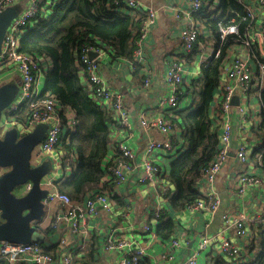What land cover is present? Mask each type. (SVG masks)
<instances>
[{
	"label": "built area",
	"instance_id": "2783aa9c",
	"mask_svg": "<svg viewBox=\"0 0 264 264\" xmlns=\"http://www.w3.org/2000/svg\"><path fill=\"white\" fill-rule=\"evenodd\" d=\"M20 0H0V12L5 9L18 6ZM257 4L264 8V0H255ZM45 0H29V3L20 10L18 16L12 21L5 35L2 52L0 53V78L6 80L11 71L18 74L20 79L18 93L13 102L3 111L0 120V138H4L6 132L12 128L18 130L19 137H22L40 124L47 126L45 139L33 151V164H39L43 160L53 157V164L60 166L61 156L57 151L60 138L64 129H73L77 124L76 115L69 116L71 109H63L57 100L50 94L43 96L44 86L42 80L45 77V70L42 68L44 57L34 56L21 52V37L27 27L35 22V18L48 8V3L43 5ZM50 2V1H49ZM207 0H188L190 7V17L187 18V25L182 30L181 41L186 51H192L201 36V28L192 16H197ZM123 3V6L138 10L145 18L138 30V36L134 40L136 57H143L144 40L148 37L152 26L155 25L158 10L152 6H146L139 0H116V4ZM50 5V4H49ZM45 14H48L46 11ZM254 11L245 9L243 20L253 18ZM180 18V14H176ZM221 42L229 34L239 35L238 24L223 26L220 24ZM245 38L246 46L251 45L254 39ZM261 37L264 44V23L261 30L256 34V38ZM216 51V48H215ZM214 51V52H215ZM90 52L96 56L92 59ZM219 54L217 51L216 55ZM212 57V56H211ZM210 57V58H211ZM108 58L105 49L90 47L86 48L80 61L85 66L86 76L93 91L94 98L102 105L108 107L118 124L121 133L119 139L114 140V146L108 156L106 180L113 184V190L117 191L126 187L134 180H138L141 187L152 189L154 193L153 211L143 221L141 231L149 234L147 242H142L137 230L138 214L135 206L130 201L123 208L116 209V203L108 191L98 192L94 196L86 198L83 202H74L71 197L60 192L56 187V181L45 179L43 188L49 190L45 199L46 207L52 204H60L63 208L61 213H57L53 219L52 226L59 225L67 227V231L72 235H62L58 240L59 259L62 264H73L74 258L71 244L73 240L80 236L83 239L88 237L87 224L89 220L95 218L99 211L105 212L109 216V222L102 235V247L105 251H117L119 257L117 264H136L143 257H150L149 247L156 238V228L161 223V218L168 215V200L174 191V186L166 179L165 168L151 157L159 151H175L173 139L177 131V124L165 115L154 119H148L145 115L139 116V125L143 134L147 137L143 149L140 153L132 147V141L136 134V124L131 116L129 108L121 92L114 90L101 74V64ZM208 64L205 63L204 65ZM260 65V72L264 74V63ZM2 71V72H1ZM222 92L218 96L219 111L218 122L220 126V149L215 158L203 168L200 182L206 184L202 199L188 204L179 214L178 222L185 233V237L172 235L166 240L165 249L161 254V261L164 264H200V260L207 257L211 263L222 258L232 264H244V253L242 246L237 239L246 235H251L252 227L264 225V210L253 216H247L245 212L238 214H222V224L215 232L208 230L191 234L190 225L187 220L194 221L195 215L204 213L209 221L219 211L221 200L215 190L216 178L229 156L230 143L233 135L231 114L237 111L241 115L242 126L249 125V112L245 104L235 105L234 97L247 98L254 84L253 70L249 62L241 57H237L230 68L225 71ZM183 62L173 60L165 73L167 90L156 105V109L161 112H172L181 106L185 90ZM150 84V77L144 80V85ZM2 84H0L1 86ZM23 107L28 111L23 119H18L19 112ZM158 131L164 139L157 140L152 136V131ZM248 144L243 141L237 150V159L245 163L248 159ZM2 170V169H1ZM0 170V172H1ZM55 170V169H54ZM4 171V170H3ZM3 174V172L1 173ZM0 174V175H1ZM260 180L255 176L243 174L239 178V193L245 192V186L257 184ZM32 184H25L26 191L31 189ZM120 219V221H119ZM188 230V233H187ZM194 238L195 245L184 257L179 258L177 253L184 246L189 244ZM87 240V239H86ZM85 240V242H86ZM89 240V239H88ZM84 244V243H83ZM0 257L7 258L11 264H52L53 256L48 252L44 244L32 242L22 244L16 242L3 241L0 243ZM156 264H159L158 262Z\"/></svg>",
	"mask_w": 264,
	"mask_h": 264
},
{
	"label": "trees",
	"instance_id": "16d2710c",
	"mask_svg": "<svg viewBox=\"0 0 264 264\" xmlns=\"http://www.w3.org/2000/svg\"><path fill=\"white\" fill-rule=\"evenodd\" d=\"M209 1L197 18L213 34L216 51L203 67L201 78L194 80L188 88L191 104L174 112L173 121L182 129L183 145L175 146L165 176L174 186L168 200L170 213L181 212L188 204L204 198L199 188L201 172L220 149L218 116H212L215 92L220 85L229 48L242 41L248 27V21H242L244 6L239 0H219L215 8ZM46 3L47 10L45 8L35 18L21 37V52L44 57L43 96L52 95L61 106L71 108L76 115V126L62 133L58 145L65 180H57L56 187L77 203L105 191L115 201L113 184L106 178L108 156L115 143L116 120L113 112L99 103L92 89L82 82L86 70L80 58L86 48L97 47L105 49L115 60H132L137 48L134 40L145 16L123 6V3L117 5L116 0H45L43 5ZM232 23L238 24L241 39L229 34L222 43L220 24L229 26ZM199 40L204 37L199 36ZM260 61L264 62L263 58ZM252 83L260 91L258 101L263 125L259 132L264 133V74L257 72ZM27 111L28 108L23 107L17 118L23 119ZM255 154L260 155L259 160L264 165V145L252 155ZM68 170L70 174H67ZM115 202L125 206L121 200V205ZM175 230L176 221L171 214L161 218L156 228L157 235L163 240H168ZM93 239L98 242L96 237ZM46 250L57 254L53 248ZM251 250L255 256L244 264H264V225L254 230ZM0 264L11 263L0 257ZM136 264H151V261L143 257ZM216 264L232 263L219 260Z\"/></svg>",
	"mask_w": 264,
	"mask_h": 264
},
{
	"label": "crops",
	"instance_id": "0c3cea01",
	"mask_svg": "<svg viewBox=\"0 0 264 264\" xmlns=\"http://www.w3.org/2000/svg\"><path fill=\"white\" fill-rule=\"evenodd\" d=\"M146 6H152L158 10V16L155 25L152 26L148 37L144 40L143 57H136V51L134 58L130 59H113L110 56L104 63L101 64V74L103 78L109 83V86L114 90L121 92L124 97L125 104L129 108L131 116L136 124V134L132 141V147L140 153L143 149L147 137L143 134L139 125V116L145 115L148 119H154L158 116L165 115L166 117L175 119L174 112H161L156 109V105L160 97L165 94L167 87L165 81V73L169 66V63L173 60H179L183 62L184 69V81L183 89L185 90V96L181 102L182 108H187L191 102L192 97L189 95L188 88L194 80H198L202 76V69L207 61L215 51V39L213 34L207 29V26L199 21L197 16H192L193 19L200 26L202 32L201 35L204 40H199L194 46L192 51H186L181 41V33L185 25H187V18L190 17V7L188 0H139ZM245 9L254 11L253 18L242 20L248 21V27L244 35L247 38L254 39L251 45L246 46L245 38L242 41H238L233 44L227 54L225 62V69L220 76V85L214 96V107L212 110V116H216L219 111L218 96L222 92V85L226 79L225 71L230 68L232 63L237 57H241L247 60L253 70V77L260 71L261 62L264 60V44L261 37L256 38V34L260 32L261 26L264 23V8L259 6L255 0H239ZM212 2L211 7L218 6L219 0H210ZM29 3V0H20L18 6L20 9L24 8ZM207 4V2H206ZM176 14H180V18L176 17ZM234 20V19H233ZM240 32V31H239ZM236 35V34H235ZM194 52V53H193ZM193 53V54H192ZM140 71H138V69ZM150 77V84L144 85V80ZM7 79L11 80V83L19 85L20 79L17 73L10 72ZM6 79V80H7ZM45 77L42 80L44 86ZM82 82L90 88L87 76L83 77ZM9 83V82H8ZM91 89V88H90ZM259 89L255 84L252 90L249 92L246 99L237 96L238 104H245L249 112V125L244 128L242 126L241 115L234 111L230 118L233 126V135L230 143L229 156L226 162L223 164L216 181L214 183L215 190L217 191L221 205L219 211L213 218L209 219L204 213H197L194 221L187 220V224L190 225V232L194 235L208 230V232L217 231L222 224V214H238L245 212L247 216H253L256 213L264 210V165L261 163L260 155L254 154V152L264 145V133L259 132V129L263 125V116H261L260 103L258 101ZM235 98V97H234ZM64 109H71L69 107H63ZM177 110V111H178ZM65 112V111H64ZM69 116L75 115V112L71 109ZM113 114V118H114ZM115 120V119H114ZM176 123V122H175ZM178 125V123H176ZM68 129L67 127L64 129ZM121 130L116 123V128L113 132V140L119 139ZM173 139V145L180 147L183 145L182 129L177 126ZM152 136L161 140L164 136L153 130ZM247 142L248 144V159L247 162L242 163L237 159V150L241 142ZM57 148V151H59ZM174 155L172 151H159L151 155L153 159H156L167 171L169 169L168 160H171V156ZM50 157L46 160H52ZM67 174H70L68 170ZM246 174L249 176H255L260 181L257 184L245 186V192L239 193V178L241 175ZM52 180H65L64 173L61 169V165H56L54 171L47 177ZM138 180H134L126 187L117 191L114 190L115 201L120 205L121 200L125 205L130 201L135 206V210L138 214L137 230L135 234H139L142 242H147L149 234H144L140 229L143 225V221L153 211L154 193L152 189L147 187H141ZM206 184L199 183V188L203 194ZM116 203V202H115ZM124 206L117 205L116 209L123 208ZM63 208L60 204H52L46 208V214L41 221L42 233L45 236L44 246L45 248H53L54 251H50L53 256L52 264H62L61 258L59 259L58 252V240L62 235H68L69 239H72V235L67 231V227L59 225L58 227L52 226L53 219L57 213H61ZM180 212L168 214L174 217L176 221V230L173 235L185 237V233L179 226L178 214ZM120 221V219H119ZM0 222L2 219L0 218ZM109 222V216L99 211L98 215L89 220L87 228L89 231L88 237L83 239L80 236L76 237L68 248H71V252L74 258L73 264H117L119 252L117 251H105L102 247V235L105 234V228ZM259 226H253L251 235L238 238L237 241L243 248L244 259L249 260L254 258L255 253L251 250V244L254 239V230ZM50 229V230H49ZM49 230V231H48ZM188 233V230H187ZM93 237L98 239L96 242ZM190 239L189 244L180 249L177 253L179 258H184L194 247V238ZM92 238V239H91ZM89 239V240H88ZM86 240V242H85ZM84 243V244H83ZM166 240H163L159 235L153 240V243L149 247L150 257H147L151 264H164L161 261V254L165 249ZM223 260L221 257L218 260H214L211 263L207 257L200 260V264H216L217 261Z\"/></svg>",
	"mask_w": 264,
	"mask_h": 264
},
{
	"label": "water",
	"instance_id": "95a60500",
	"mask_svg": "<svg viewBox=\"0 0 264 264\" xmlns=\"http://www.w3.org/2000/svg\"><path fill=\"white\" fill-rule=\"evenodd\" d=\"M19 6H12L0 12V53L5 35L12 21L20 12ZM94 58V52L89 53ZM19 85L4 83L0 86V120L3 111L17 96ZM237 98L233 103L238 105ZM47 126L40 124L30 133L19 137L18 130H8L0 138V168L6 171L0 175V243L3 241L29 244L44 243L41 221L46 214L45 199L49 190L43 188L44 180L54 171L52 160L33 164V151L45 139ZM31 183L26 191L25 184ZM19 194H17L15 192Z\"/></svg>",
	"mask_w": 264,
	"mask_h": 264
},
{
	"label": "rangeland",
	"instance_id": "374dc122",
	"mask_svg": "<svg viewBox=\"0 0 264 264\" xmlns=\"http://www.w3.org/2000/svg\"><path fill=\"white\" fill-rule=\"evenodd\" d=\"M11 80H9V79H7V80H4V79H1L0 78V84H4V83H8V82H10ZM168 162H170V160H168ZM2 169V170H1ZM0 170H1V172H0V174L3 172V168H0ZM15 192L17 193V194H19L18 192H17V190H15ZM203 258H204V256H203Z\"/></svg>",
	"mask_w": 264,
	"mask_h": 264
},
{
	"label": "flooded vegetation",
	"instance_id": "af4514ba",
	"mask_svg": "<svg viewBox=\"0 0 264 264\" xmlns=\"http://www.w3.org/2000/svg\"><path fill=\"white\" fill-rule=\"evenodd\" d=\"M6 171V169H4L3 173Z\"/></svg>",
	"mask_w": 264,
	"mask_h": 264
}]
</instances>
